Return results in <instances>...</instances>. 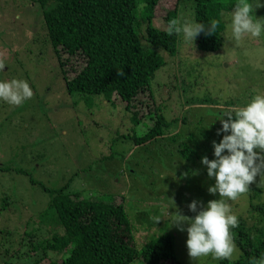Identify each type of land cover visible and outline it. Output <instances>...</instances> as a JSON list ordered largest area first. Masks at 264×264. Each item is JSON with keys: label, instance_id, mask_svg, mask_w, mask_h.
<instances>
[{"label": "rangeland", "instance_id": "obj_1", "mask_svg": "<svg viewBox=\"0 0 264 264\" xmlns=\"http://www.w3.org/2000/svg\"><path fill=\"white\" fill-rule=\"evenodd\" d=\"M176 3L160 0V22ZM255 15L264 18V8L256 9ZM222 37L221 48L209 54L198 50L197 38L192 47L180 40L177 55H164L166 65L151 81L154 100L166 120L180 121L172 124L163 138L150 143V148L162 152L165 144L176 145L172 142L198 137L202 145L194 156L195 165L186 172V163L179 156L159 153L157 157L154 151L145 152L152 163L151 172H138L143 175L136 176L126 170V163L137 150L133 133L141 136L146 126H134L118 99L112 105L90 95L68 94L40 6L33 0H0V79H24L33 91V96L20 106L0 102V165L12 168L11 172L0 173V264H51L68 257V252H50L46 260L40 261L41 251L36 255L30 252L25 230L31 233L33 227L28 228L27 223L38 217L50 197L16 174L18 168L33 172L38 181L52 188L65 185L76 175L71 189H84L85 198L125 197L132 224L137 225L134 215L140 214L143 225L152 227L149 230L137 225L141 236L133 235L139 250L147 241L171 233L176 261L193 264L186 248L187 233L171 226V214L179 212L191 218L194 213L188 205L193 200L206 205L218 198L208 193L207 188L214 182L201 164L204 156L214 158L212 142L222 139L223 134L217 135L222 127L217 119L224 109L242 106L253 94L264 93V37L245 38L239 45L231 41L230 34L223 33ZM135 103L138 117L154 113ZM124 153L123 160L120 154ZM169 175L172 187L168 192L159 190L158 182ZM258 183L259 177L246 194L229 202L239 219V226L231 230L236 246L241 230L252 237L264 234V187H257ZM157 216L161 220L155 223ZM237 249L233 259L241 254ZM142 263L137 259L132 264ZM194 264L218 262L209 257Z\"/></svg>", "mask_w": 264, "mask_h": 264}, {"label": "trees", "instance_id": "obj_2", "mask_svg": "<svg viewBox=\"0 0 264 264\" xmlns=\"http://www.w3.org/2000/svg\"><path fill=\"white\" fill-rule=\"evenodd\" d=\"M33 1L42 11L50 46L68 94L90 95L112 105L118 99L130 114L134 126H146L147 131L141 136L133 133L137 150L130 155L133 157L126 163V170L136 176L151 172L152 163L145 152L154 151L157 157L159 153L173 158L179 156V160L186 163V172H190L191 166L195 165L194 156L202 145L198 137L171 141L176 145L165 144L161 146L162 152L150 148V143L163 138L172 124L180 121L166 120L154 100L151 81L166 65L164 55L174 57L179 51L180 38L167 34L169 21L191 8L197 21L207 23L219 18L221 11H229L235 0H177L174 8L161 18L162 22L157 16L160 0ZM223 33V26L215 35L201 33L197 37L198 50L206 54L217 52L222 46ZM121 72L123 75L119 74ZM135 102L154 113L138 117ZM151 122L153 126L149 127ZM110 151L114 160L115 155L112 149ZM120 155L124 160L126 153ZM11 171L9 165H0V173ZM138 172L143 174L138 175ZM15 173L50 197L38 217L27 223L33 231L25 230L30 238L32 255L40 251L43 254L40 261L46 260L50 252H68L66 259L51 264H132L137 259H141L142 264H184L175 259L174 235L171 233L147 241L140 250L137 248L133 234L139 238L141 231L137 225H146L140 214L134 215L137 225L132 224L125 208V197L85 198L84 189H71L76 175L65 185L52 188L38 181L31 171L18 168ZM172 180L169 175L159 181L158 189L168 192ZM89 186L93 187L92 184ZM129 197L134 196L130 194ZM146 228L152 227L147 225ZM237 246L241 251L237 259L219 261L218 264H248L249 257L264 253V234L252 237L251 233L241 230Z\"/></svg>", "mask_w": 264, "mask_h": 264}, {"label": "clouds", "instance_id": "obj_3", "mask_svg": "<svg viewBox=\"0 0 264 264\" xmlns=\"http://www.w3.org/2000/svg\"><path fill=\"white\" fill-rule=\"evenodd\" d=\"M259 8H264V0H235L229 11H221L219 18L207 23L197 21L195 12L189 8L169 21L167 34L179 37L183 45L192 47L201 33L215 35L223 26L224 33L230 34L236 45L245 38L257 40L264 37V18L255 15ZM32 96L26 80L0 79V102L20 106ZM217 120L222 125L217 135L223 134L222 139L219 143L212 142L214 158L204 156L201 164L209 180L214 182L207 191L218 198L206 205L193 200L188 205L194 213L191 218L179 212L171 214V226L187 233L186 248L193 264L209 257L217 262L233 259L238 249L231 230L239 226V219L229 202L246 194L257 177V187H264V93L253 94L242 106L224 109ZM160 220L159 216L155 217V223ZM248 264H264V253L249 257Z\"/></svg>", "mask_w": 264, "mask_h": 264}]
</instances>
